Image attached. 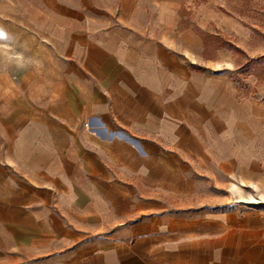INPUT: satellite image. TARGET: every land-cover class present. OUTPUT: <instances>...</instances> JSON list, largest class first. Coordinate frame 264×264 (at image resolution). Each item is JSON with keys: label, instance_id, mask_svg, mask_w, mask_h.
<instances>
[{"label": "crops", "instance_id": "crops-1", "mask_svg": "<svg viewBox=\"0 0 264 264\" xmlns=\"http://www.w3.org/2000/svg\"><path fill=\"white\" fill-rule=\"evenodd\" d=\"M40 24L0 71V264H264V206L202 189L264 180V81L252 99L176 20Z\"/></svg>", "mask_w": 264, "mask_h": 264}, {"label": "rangeland", "instance_id": "rangeland-1", "mask_svg": "<svg viewBox=\"0 0 264 264\" xmlns=\"http://www.w3.org/2000/svg\"><path fill=\"white\" fill-rule=\"evenodd\" d=\"M77 6L113 17L134 13L142 25L154 33L161 29L158 25L163 21H178L182 31L192 25L207 57L213 56L217 49L230 57L234 64L230 77L239 80L238 88L252 99L256 91L254 87L247 89L243 81L255 79L254 86L264 81L261 69L262 64L264 66V0H0V71L16 62L31 61L30 28L41 26L48 12ZM17 27L22 29L21 36L9 35V30ZM14 39L18 41L15 43ZM227 44L233 48H228ZM255 182V185H246L224 179L217 188L209 179L202 183V189L219 203L262 207L264 180ZM161 193V203L169 204L168 197L164 196L166 191Z\"/></svg>", "mask_w": 264, "mask_h": 264}, {"label": "trees", "instance_id": "trees-1", "mask_svg": "<svg viewBox=\"0 0 264 264\" xmlns=\"http://www.w3.org/2000/svg\"><path fill=\"white\" fill-rule=\"evenodd\" d=\"M228 48H230V49H232L233 48V46L231 45V44H227L226 45ZM262 73L264 72V66H263V64H262ZM261 75V74H260ZM260 75H256V76H260ZM233 80L237 83V87H240V85H241V82L239 81V80H236L235 78H233Z\"/></svg>", "mask_w": 264, "mask_h": 264}]
</instances>
